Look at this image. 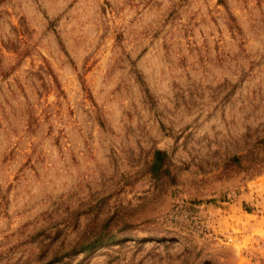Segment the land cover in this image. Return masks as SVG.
<instances>
[{"label":"rangeland","instance_id":"rangeland-1","mask_svg":"<svg viewBox=\"0 0 264 264\" xmlns=\"http://www.w3.org/2000/svg\"><path fill=\"white\" fill-rule=\"evenodd\" d=\"M0 264H264V0H0Z\"/></svg>","mask_w":264,"mask_h":264},{"label":"trees","instance_id":"trees-1","mask_svg":"<svg viewBox=\"0 0 264 264\" xmlns=\"http://www.w3.org/2000/svg\"><path fill=\"white\" fill-rule=\"evenodd\" d=\"M166 156L167 155L165 151L162 150L154 151L153 159L150 165V171L155 177L159 178L167 174L168 169L166 167V161H165ZM114 237L115 236L108 237V236L98 235L97 238L95 237L93 240L89 241L88 243L75 247L73 250L70 251V254H78L84 251H90L94 247H96L99 243L106 240H112Z\"/></svg>","mask_w":264,"mask_h":264}]
</instances>
